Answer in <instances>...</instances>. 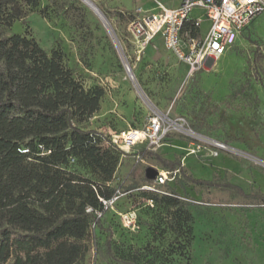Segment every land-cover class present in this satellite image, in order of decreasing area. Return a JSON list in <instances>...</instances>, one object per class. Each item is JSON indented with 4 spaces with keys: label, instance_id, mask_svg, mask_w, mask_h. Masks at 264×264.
<instances>
[{
    "label": "rangeland",
    "instance_id": "obj_1",
    "mask_svg": "<svg viewBox=\"0 0 264 264\" xmlns=\"http://www.w3.org/2000/svg\"><path fill=\"white\" fill-rule=\"evenodd\" d=\"M92 1L108 18L138 86L129 77L108 29L82 0H40L38 7L28 10L12 27L0 25V34H28L48 51L61 47L67 65L87 88L105 90L102 109L83 125L101 138L102 146L119 154L112 178L97 180L98 184L126 194L81 240L86 251L76 264H129V252L146 246L159 264H176L182 257V244L188 243L171 227L178 207L165 196H178L181 210L191 214L192 239L187 250L192 264H264V12L241 32L234 46L191 74L189 64L160 41L149 45L140 57L136 52L129 23L138 6L158 11L157 1ZM158 1L168 7L181 2ZM191 16L202 20L201 34L206 35L210 20L204 11L195 8ZM234 91L237 96L231 99ZM156 112L167 123L179 120L193 130L197 125L200 132L196 133L235 150H218L173 127L162 145L148 150L180 161L182 170L173 171L143 154L142 144L124 155L111 143L113 134L146 127ZM191 143L205 144L194 151ZM71 166L80 175L97 179L85 161L77 159ZM148 167L169 171L175 179L155 189L142 188L153 181L144 180ZM189 176L216 183L202 187L190 182ZM238 186L250 195H243ZM155 195L162 200L156 202ZM130 212L136 216L133 226H127L123 218ZM108 238L112 253L106 251ZM130 262L145 264L134 258Z\"/></svg>",
    "mask_w": 264,
    "mask_h": 264
},
{
    "label": "trees",
    "instance_id": "obj_2",
    "mask_svg": "<svg viewBox=\"0 0 264 264\" xmlns=\"http://www.w3.org/2000/svg\"><path fill=\"white\" fill-rule=\"evenodd\" d=\"M39 4L40 0H0V25L12 27ZM104 95L103 87L87 88L75 76L61 47L48 51L28 34H0V264H76L85 254L81 240L95 219L87 208L101 209L99 196L109 198L115 192L97 180L109 181L119 163L114 148L102 146L101 138L83 125L100 110ZM194 130L200 132V127L194 125ZM142 152L163 168H183L178 160ZM72 158L85 161L97 179L72 169ZM187 179L202 187L216 183ZM165 197L178 207L171 227L188 243L182 244L176 264H192L187 250L191 214L181 210L178 196ZM153 199L162 200L157 195ZM106 251L113 252L111 238ZM131 252L129 264L133 258L159 264L147 246Z\"/></svg>",
    "mask_w": 264,
    "mask_h": 264
},
{
    "label": "built area",
    "instance_id": "obj_3",
    "mask_svg": "<svg viewBox=\"0 0 264 264\" xmlns=\"http://www.w3.org/2000/svg\"><path fill=\"white\" fill-rule=\"evenodd\" d=\"M155 1L158 3V11L153 12L152 9L138 6L129 23L128 30L135 42L136 52L140 57L142 52L160 37L166 49L189 64L191 74L205 67L209 61L215 62L234 46L241 32L264 12V0H181L176 7H168L158 0ZM195 8L202 9L210 20L209 29L204 36L201 34L202 20L191 16ZM188 24L190 27L187 28ZM192 29L200 32V36L193 35ZM178 121L170 119L167 123L163 115L156 112L150 116L146 127L113 134L110 138L111 143L121 148L124 155L138 144H142L146 150H154L163 144L167 133L174 127L211 143L218 150H235L225 142L200 135ZM191 144L195 146L196 151L205 143ZM136 156L140 157L139 154ZM169 174V171L159 169L155 180L143 185L142 188L155 189V185H163L168 180H174L175 175L170 177ZM125 194L118 188L109 198L99 196L102 208L95 209L91 206L87 208V212L95 216L91 228L96 226L109 210H113L117 201ZM123 218L127 226L136 223L133 212L123 214Z\"/></svg>",
    "mask_w": 264,
    "mask_h": 264
},
{
    "label": "water",
    "instance_id": "obj_4",
    "mask_svg": "<svg viewBox=\"0 0 264 264\" xmlns=\"http://www.w3.org/2000/svg\"><path fill=\"white\" fill-rule=\"evenodd\" d=\"M92 3L94 4L95 8H97L100 12V14L96 13L100 19L102 20V22L104 23L105 27L108 29L109 33L111 34V37L113 38L114 42H115V45L119 51V54H120V57L122 59V62H123V65L129 75V77L134 81V84L135 86H138L137 85V81L135 79V74L131 68V65L130 63L128 62L127 58H126V55L124 54V52L122 51V46L115 34V31L113 30L108 18L106 17V15L103 13V11L97 6V4L95 2L92 1ZM93 9V7H91ZM96 12V11H95ZM139 90L140 93H143L141 88H137ZM146 177L149 179V180H155L156 176L158 175L159 173V170L155 167H148L146 169Z\"/></svg>",
    "mask_w": 264,
    "mask_h": 264
},
{
    "label": "bare ground",
    "instance_id": "obj_5",
    "mask_svg": "<svg viewBox=\"0 0 264 264\" xmlns=\"http://www.w3.org/2000/svg\"><path fill=\"white\" fill-rule=\"evenodd\" d=\"M82 1L87 3L89 6L93 7V9L96 11L97 14L98 13L100 14L99 10L97 8H95L94 4L92 3V0H82Z\"/></svg>",
    "mask_w": 264,
    "mask_h": 264
},
{
    "label": "crops",
    "instance_id": "obj_6",
    "mask_svg": "<svg viewBox=\"0 0 264 264\" xmlns=\"http://www.w3.org/2000/svg\"><path fill=\"white\" fill-rule=\"evenodd\" d=\"M157 41H160V42H162V44H163V41H162V39L160 38V37H158V38H156L150 45H154V44H156L155 42H157ZM164 45V44H163ZM165 47V46H164ZM146 50H147V48H146ZM102 109V108H101Z\"/></svg>",
    "mask_w": 264,
    "mask_h": 264
}]
</instances>
